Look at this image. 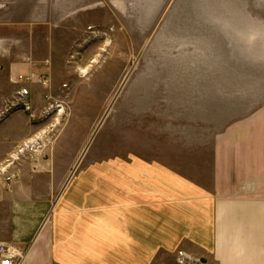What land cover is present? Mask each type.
I'll return each instance as SVG.
<instances>
[{
  "label": "rangeland",
  "instance_id": "374dc122",
  "mask_svg": "<svg viewBox=\"0 0 264 264\" xmlns=\"http://www.w3.org/2000/svg\"><path fill=\"white\" fill-rule=\"evenodd\" d=\"M20 76L31 110L0 123V164L50 134L45 153L0 185V243L14 241L11 186L26 175L48 174L50 190L41 179L28 194L49 191L55 206L89 165L147 160L198 174L215 112L226 118L239 100L264 96V0H0V114Z\"/></svg>",
  "mask_w": 264,
  "mask_h": 264
},
{
  "label": "crops",
  "instance_id": "0c3cea01",
  "mask_svg": "<svg viewBox=\"0 0 264 264\" xmlns=\"http://www.w3.org/2000/svg\"><path fill=\"white\" fill-rule=\"evenodd\" d=\"M244 103L215 112L198 174L147 160L89 165L55 206L49 191L28 194L41 179L50 190L48 174L14 183L8 243L25 250L20 264H158L180 251L202 264H264V96Z\"/></svg>",
  "mask_w": 264,
  "mask_h": 264
},
{
  "label": "built area",
  "instance_id": "2783aa9c",
  "mask_svg": "<svg viewBox=\"0 0 264 264\" xmlns=\"http://www.w3.org/2000/svg\"><path fill=\"white\" fill-rule=\"evenodd\" d=\"M26 80L22 76L16 79L14 83L20 85V88L15 92V96L7 105L5 113L0 114V123L11 112L28 113L31 110L30 104L27 102L28 90L22 87V84ZM43 87H47V81L41 84ZM43 98L49 101L48 96ZM48 113L53 112L56 117L63 113V108L60 105L49 103L46 106ZM29 114V113H28ZM50 134L49 130H42L35 133L32 137H29L21 145H19L12 153L8 155V158L4 164H0V185L9 184L14 179L13 168L18 164L22 165L30 159H34L35 156H42L46 151L47 138ZM26 252L22 248H19L11 243H0V264H20L25 256ZM199 263L190 258V256L184 253L179 254L176 258L175 264H196Z\"/></svg>",
  "mask_w": 264,
  "mask_h": 264
}]
</instances>
